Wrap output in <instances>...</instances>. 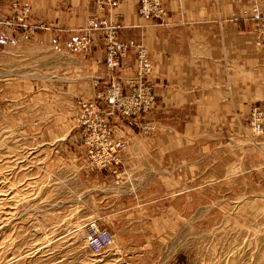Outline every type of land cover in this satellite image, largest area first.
I'll use <instances>...</instances> for the list:
<instances>
[{"label":"crops","instance_id":"obj_1","mask_svg":"<svg viewBox=\"0 0 264 264\" xmlns=\"http://www.w3.org/2000/svg\"><path fill=\"white\" fill-rule=\"evenodd\" d=\"M119 1L99 10L93 0H0L8 13L11 3L28 2L31 21L49 26L29 36L22 29L0 31L2 88L15 90L24 110L47 105L50 117L40 128L50 130L47 143L66 142L59 143L66 148L59 158L79 169L93 194H102V224L112 215L114 226L146 217L160 225L170 212L183 223L202 199L215 202L222 194L225 208L264 209V134L251 138L249 126L251 109L264 111V45L257 44L264 0H163L169 26L145 24L140 0ZM101 19L124 25L120 37L145 44L154 64L157 106L149 119L159 128L148 135L114 121L127 142L118 174L92 172L83 147H73L77 100L95 99L104 85L96 80L110 74L100 31L93 30L88 50L75 46ZM134 63L130 54L122 73ZM124 227L122 240H133Z\"/></svg>","mask_w":264,"mask_h":264},{"label":"rangeland","instance_id":"obj_2","mask_svg":"<svg viewBox=\"0 0 264 264\" xmlns=\"http://www.w3.org/2000/svg\"><path fill=\"white\" fill-rule=\"evenodd\" d=\"M15 93L0 80V264H264V209L225 208L224 194L215 202L202 199L183 223L170 212L160 225L146 217L114 226L112 215L102 224V194H93L79 169L59 158L66 152L59 143L66 142L47 143L50 130L40 128L50 117L47 105L24 110ZM77 134L73 147L81 148ZM94 221L114 237L101 253L87 245ZM122 227L133 240H122Z\"/></svg>","mask_w":264,"mask_h":264},{"label":"built area","instance_id":"obj_3","mask_svg":"<svg viewBox=\"0 0 264 264\" xmlns=\"http://www.w3.org/2000/svg\"><path fill=\"white\" fill-rule=\"evenodd\" d=\"M96 8L103 10L120 4L119 0H93ZM256 3L259 0H255ZM7 9L0 8V31L5 28L22 29L26 35L49 26L41 20L31 21L32 8L28 2H13ZM139 16L147 25L169 26L168 10L163 0H140ZM125 26L114 20L101 19L97 26L91 24L75 43L79 50H88L93 30L104 36L105 63L110 74L95 99L78 100L79 114L76 126L81 132L82 147L88 168L93 171L118 172L122 165V153L127 147L123 137H117L114 121H121L139 132L153 135L158 130L156 122L149 119L157 106L155 84L151 79L154 64L147 46L134 38L122 39L119 30ZM257 44L264 45V16L257 29ZM135 56L134 65L122 73L125 58ZM103 103V104H102ZM250 137L264 134V111L253 107L249 119ZM114 241L106 227L92 223L87 231V245L94 253H101Z\"/></svg>","mask_w":264,"mask_h":264}]
</instances>
